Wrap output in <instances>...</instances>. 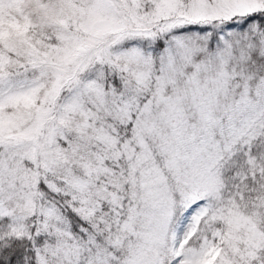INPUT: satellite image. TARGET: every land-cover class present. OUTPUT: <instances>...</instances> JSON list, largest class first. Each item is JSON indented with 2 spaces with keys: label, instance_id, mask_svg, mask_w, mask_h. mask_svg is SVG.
Segmentation results:
<instances>
[{
  "label": "snow or ice",
  "instance_id": "1",
  "mask_svg": "<svg viewBox=\"0 0 264 264\" xmlns=\"http://www.w3.org/2000/svg\"><path fill=\"white\" fill-rule=\"evenodd\" d=\"M0 264H264V0H0Z\"/></svg>",
  "mask_w": 264,
  "mask_h": 264
}]
</instances>
